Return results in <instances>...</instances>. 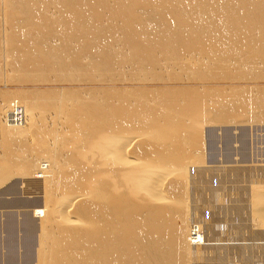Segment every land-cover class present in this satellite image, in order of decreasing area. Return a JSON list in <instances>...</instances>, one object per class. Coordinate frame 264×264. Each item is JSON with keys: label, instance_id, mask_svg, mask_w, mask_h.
Returning <instances> with one entry per match:
<instances>
[{"label": "bare ground", "instance_id": "6f19581e", "mask_svg": "<svg viewBox=\"0 0 264 264\" xmlns=\"http://www.w3.org/2000/svg\"><path fill=\"white\" fill-rule=\"evenodd\" d=\"M188 80L210 85L177 84ZM257 80L264 0H0V83L65 84L0 92V182L40 178L38 222L24 226L33 264H237L244 250L206 243L221 221L220 200L204 197L221 179L203 165L202 135L264 121V85H220ZM95 81L110 83L66 86ZM247 191L263 229L264 184ZM198 209L205 232L190 222Z\"/></svg>", "mask_w": 264, "mask_h": 264}, {"label": "rangeland", "instance_id": "374dc122", "mask_svg": "<svg viewBox=\"0 0 264 264\" xmlns=\"http://www.w3.org/2000/svg\"><path fill=\"white\" fill-rule=\"evenodd\" d=\"M47 83L48 82H46V84L45 83H34L33 84V83L1 82L0 92L9 91L12 93V92L20 91V90H46L51 87L58 88L60 86L65 85L64 83H56V84L55 83L47 84ZM85 83L86 82H82L79 84L75 83L76 85L73 83H70L69 85L67 84L66 86L70 88H73L75 86V88L82 89V88H86V86L87 87L109 86L110 82L95 81V83L94 82H89L86 84ZM90 83L91 84L94 83L96 85L94 84L91 85ZM97 83H99V85ZM106 83H108V85ZM111 83L112 84L110 86L112 85L119 86L121 84L128 85L127 82H124V83L111 82ZM183 83H185V85H195V86L196 85L197 86L198 85H210V82L208 81L199 82L195 80L193 82L192 80L183 81L181 83L178 82L177 84L183 85ZM220 85L221 86L223 85H226V86H229V85L231 86L232 85H243V86L244 85H249V86L261 85L262 86L264 85V81L262 80L249 81V83L248 82H241V83L227 82V83H223ZM13 99H10L9 97L8 99L5 100L6 102L5 101L4 102L7 103L6 105H8V103L13 101ZM7 107L8 106H6V109ZM250 116L251 115L246 114V116L240 117L237 121L235 120V122H232V123L231 122L230 123L220 122V123L207 124V126L205 125L204 132L202 135V142L204 145V149H203L204 156L203 157H205L204 158L205 160L203 159L205 161V162L203 161V165L206 168H208L209 167L208 165H210L208 169L214 170V171H215V167L216 169L219 168V170H216L215 172L213 171L212 173L216 174L217 172V174L220 175V179H221L220 195L218 197H212L211 195L210 197V193H208L204 197V200H207V201L208 200L211 201V198L212 200L215 199L213 202H216V203L218 200H220V202L218 201L217 203V204L220 203V210L218 211L219 214H217V217L220 218V221H221L220 223H218L219 225L217 224L218 228L216 227L215 229L216 230V233L214 234L215 236H213V234H211V236L208 235L209 238L208 236H206V238L209 239L206 241V243L210 241L209 243L213 242L212 244H214L216 242V244L219 243L220 245L219 244L218 245L223 246V247L224 246L231 247V248L239 247L241 248L242 251L244 250L245 252L243 251L244 255L241 259L239 258L240 260H238V257H236V260L244 264L247 261L248 262L246 264H249V263L251 264L259 263L260 264L261 262L263 263L262 258H261L262 255L259 254L257 257L253 256V258L251 257V255L254 254V252L252 253L253 250L255 252L258 251L257 247L259 248L260 251H262L264 247V228L261 229V227L259 226L257 227V225H253L255 224L254 222H251L252 220L249 214L250 210H248L249 208L248 200L245 198H247L246 196L248 192L247 188L249 186L256 185L257 183L264 184L263 182L264 175L262 176L261 174L259 176V174L262 173V171L264 173V121H259V120L256 121ZM248 165L250 166L251 171H248L249 170ZM229 169H232L230 170L231 173L230 171H228ZM260 169H263V170H260ZM258 170H260V172H258ZM232 172L234 174L237 173L236 174L237 176L234 177L233 176L234 174L231 175ZM241 172L243 175L245 174V172H251V175H248V173H246V175L243 176ZM229 175H231L232 177ZM33 176L34 174L28 175V176L21 175V174L20 175L15 174V175H12L4 179V181L0 182V264H5L4 261H6L5 259H7V257L9 256L8 254L10 253L12 254V257H13L12 264H25L24 262L26 259H27L26 262L28 264L29 263L33 264L35 262V259H34L35 257L33 255H35L34 254L35 252L34 242H35L36 236L33 232L32 234L30 233L27 234L28 232L24 227L26 221L29 219L33 225L37 224L38 222L37 218L33 217L31 214L32 209L37 204L42 205L43 203L41 192L30 188L29 183L31 184V180L33 181L40 180L39 177L36 178ZM221 176L223 179L221 178ZM238 176H240V179L238 178ZM237 180L238 182H235ZM239 181H242L244 184ZM229 182L231 185L229 184ZM234 187L238 189L235 191ZM229 189H232L233 192L229 191ZM216 198H218V200ZM230 200L233 201L232 203H234V205L230 202ZM239 202L242 205H240ZM228 204H230V207H228L229 206ZM199 210L201 209H198L196 211L194 210L195 212L193 211L191 213L190 222L192 224L200 223L202 227L201 229L202 231L205 229V226L200 220H203L202 218L204 217L208 219L210 216H209L208 209H202L201 211ZM201 215L204 217H202ZM11 222L12 224H10ZM11 228H12V231H11L12 233L10 232ZM10 236H12V239H13L12 250L9 249V247H7L9 245ZM28 245L30 246L29 248L26 247ZM255 247L257 250L255 249ZM249 248H252L253 250L250 249L251 251L250 252L248 250ZM28 250H30L31 252ZM28 252L30 253L28 254ZM248 252L250 255L249 254L247 255ZM28 255L31 257H29ZM32 257L34 260L31 259ZM230 258L232 257L224 258V261L226 260L225 262L223 261V258L220 259V261L222 260L220 264H231V263L235 264V261H233L235 257L232 259ZM238 261H236L237 264H238Z\"/></svg>", "mask_w": 264, "mask_h": 264}]
</instances>
